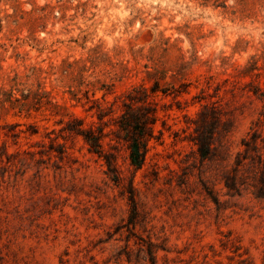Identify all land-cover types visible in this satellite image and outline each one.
I'll use <instances>...</instances> for the list:
<instances>
[{
  "label": "rangeland",
  "instance_id": "rangeland-1",
  "mask_svg": "<svg viewBox=\"0 0 264 264\" xmlns=\"http://www.w3.org/2000/svg\"><path fill=\"white\" fill-rule=\"evenodd\" d=\"M263 107L264 0H0V264H264Z\"/></svg>",
  "mask_w": 264,
  "mask_h": 264
},
{
  "label": "trees",
  "instance_id": "trees-1",
  "mask_svg": "<svg viewBox=\"0 0 264 264\" xmlns=\"http://www.w3.org/2000/svg\"><path fill=\"white\" fill-rule=\"evenodd\" d=\"M125 118H130L131 124H124L120 125L121 131H125L127 133V137L124 139V141L127 143V150L129 152V162L132 167H134L136 170L140 169L144 163V159L147 153V142L152 137L151 130L148 131L146 125H148V121L151 117H149V112H147L143 118H135L130 113H126ZM131 117H134V120L131 119ZM261 121L264 123V107L260 115ZM153 123V122H152ZM151 123V124H152ZM67 131L71 132L73 131L70 128H66ZM77 135L83 136L84 140L90 145V148L94 153L96 152V149H99L101 147L99 139H97L95 136H93L92 133L85 132L84 130H75ZM148 131V133H147ZM209 138H197L194 142L197 148V153L201 159L208 158L211 147L208 143ZM257 138L255 137V134H252V137L250 139V142H245L243 146L245 147V152L243 156L239 154L236 157L235 165L237 168L242 167L244 168V164L247 161L248 164L254 165L257 164L258 167L264 168V162L261 159V156H250L249 151L255 152L257 149L256 145ZM111 158L104 157L105 163L107 164L109 171L112 173V162L110 160ZM225 188L229 192H233L234 195H239V184H237L235 177H228L224 181ZM254 196L257 199L264 200V169L260 170L259 178L257 179L255 186H254ZM134 189L131 187L127 190V201L130 206V220L129 224L132 223V217L136 214V206H135V199H134ZM150 255V264H155V258L151 252H149Z\"/></svg>",
  "mask_w": 264,
  "mask_h": 264
}]
</instances>
